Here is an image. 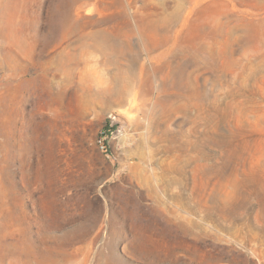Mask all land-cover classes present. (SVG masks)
Masks as SVG:
<instances>
[{"label":"rangeland","instance_id":"374dc122","mask_svg":"<svg viewBox=\"0 0 264 264\" xmlns=\"http://www.w3.org/2000/svg\"><path fill=\"white\" fill-rule=\"evenodd\" d=\"M74 2L0 0V264H264V0H183L158 49L142 27L174 0ZM97 42L144 64V100L91 93L112 72ZM178 70L207 98L178 89L155 129Z\"/></svg>","mask_w":264,"mask_h":264},{"label":"bare ground","instance_id":"6f19581e","mask_svg":"<svg viewBox=\"0 0 264 264\" xmlns=\"http://www.w3.org/2000/svg\"><path fill=\"white\" fill-rule=\"evenodd\" d=\"M70 1L74 2V1H78V0H69V3H70ZM79 1H81V3H82L80 6V8H81V7H83L84 4H86V2L88 0H79ZM119 1L123 2L124 0H119ZM182 1L183 0H174V3H176L175 6L177 8L171 14L164 17L160 21H157L155 23L147 22V23L143 24L142 28L146 34V37H147L146 44H145L146 48L158 49V48L164 47L170 43V40H171L170 34L172 31L171 26H172L175 18L180 13V11L178 13V10H180V6L182 5ZM69 3H68V5H69ZM68 5H67V7H68ZM186 17H187V15H186ZM221 17H223V16H221ZM206 21L207 20H204L203 23L198 24L197 30H198V34H199L198 37L199 38H195V39L191 40L189 42V46L194 47L196 45H200V48L201 47L202 48L207 47V45L209 44V43H207V37L212 35L214 30L212 28H209V24H207ZM210 26H212V25H210ZM225 30H226L225 22L224 21L219 22V26L216 29V34L214 35V40L216 42H218L220 38L223 39L224 36H226ZM80 32L81 31H80L79 27L77 29H73L74 34H78ZM134 32H135L134 29L131 26H128V28L126 30L123 28L121 30V32H119L117 35H119V36H122V35L131 36ZM109 34H110V31L108 29H102L99 31H95L93 37H94V39H98V40L107 39L109 37ZM228 42H229V38L227 39V44H228ZM238 44L241 45L243 48L248 46V44H246V38L242 39V41ZM96 46L98 48H100L101 50H109L110 52L113 53L112 55H108L106 60H105L107 66L112 68V72L108 76L106 75V77H103V79H102L103 88L99 89V88L91 87L90 88L91 93L101 100L114 99L116 102H118L121 105H124L126 103L131 104L132 102H134V104L131 106H135V101L137 102L138 98L141 97L144 100L145 97L147 96V94L149 93L148 89H146V83L143 81V76H142L144 69L146 68V67H144V64H142L140 66L139 65L137 66L136 64H132L129 61V54L125 50V49H127L126 46H121V44H118V43L117 44H108L107 42H104V43L103 42H97ZM186 47L187 46H185V48ZM209 47L211 48L212 46L210 45ZM198 53H199V51H198ZM212 56L214 57L213 53H212ZM181 72L182 71H179V70L176 71L175 72L176 75L174 76V80H172V83L168 85V86H170L169 89H172L174 91L173 95L177 99H171L170 96H168V98L165 97L164 99L159 100L157 102V104L155 105V107L153 108V112L155 115V122H154L153 127L155 129H161L163 126V123H165L167 120H169L174 113H177L184 108L183 106H179L180 104L178 105V101H179L178 98L179 97H178V93L176 92L178 89L179 90L187 89L189 92H191L192 97L194 99L199 100L201 102H203V100H205L207 98L206 92L203 91V89L198 90L192 86V84H194L193 83L194 78L191 75H188V74L185 75V73L182 74ZM166 91H169V90H166ZM158 98H159V96H158ZM161 98H162V95H161ZM136 108H138L140 110V107L138 105L136 106ZM188 108H189L188 106L185 107L186 110ZM141 126L142 125H140V127ZM36 151H38V148ZM35 156H38V155H35ZM132 168L133 169L135 168L138 172H140L142 174L145 167L143 165H137L135 163ZM175 170L181 171V168L175 167ZM145 171H146V169H145ZM134 172H136V171H134ZM144 176L145 175H142V177H143L142 181L145 184V186H147L149 184H146L147 181L145 182V180H147V179ZM173 182L177 183L176 180H174ZM154 187L151 186V189L153 191L156 189ZM145 189H146V191L149 190L146 187H145ZM156 192H155V194H156ZM151 193L153 194V192H151ZM151 193H150V195H151ZM152 208L158 212L164 211L163 210L164 208H162V202L159 199V197H155L154 204H153ZM174 218H177V217H174ZM171 219H173V218L171 217Z\"/></svg>","mask_w":264,"mask_h":264},{"label":"trees","instance_id":"16d2710c","mask_svg":"<svg viewBox=\"0 0 264 264\" xmlns=\"http://www.w3.org/2000/svg\"><path fill=\"white\" fill-rule=\"evenodd\" d=\"M110 130H111V127H110V123L108 122L105 126V132L104 134H109L110 133Z\"/></svg>","mask_w":264,"mask_h":264},{"label":"built area","instance_id":"2783aa9c","mask_svg":"<svg viewBox=\"0 0 264 264\" xmlns=\"http://www.w3.org/2000/svg\"><path fill=\"white\" fill-rule=\"evenodd\" d=\"M101 144H102V148H103L104 150H107V147H106V145H104L103 141H101Z\"/></svg>","mask_w":264,"mask_h":264}]
</instances>
